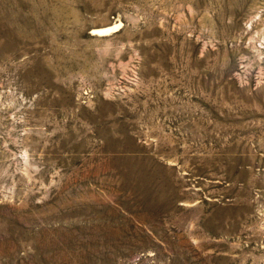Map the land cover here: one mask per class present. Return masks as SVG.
<instances>
[{
    "label": "rangeland",
    "instance_id": "obj_1",
    "mask_svg": "<svg viewBox=\"0 0 264 264\" xmlns=\"http://www.w3.org/2000/svg\"><path fill=\"white\" fill-rule=\"evenodd\" d=\"M0 264H264V0H0Z\"/></svg>",
    "mask_w": 264,
    "mask_h": 264
},
{
    "label": "bare ground",
    "instance_id": "obj_2",
    "mask_svg": "<svg viewBox=\"0 0 264 264\" xmlns=\"http://www.w3.org/2000/svg\"><path fill=\"white\" fill-rule=\"evenodd\" d=\"M108 29V28H107ZM107 29H105V30H101V31H99V33H94V34H101V35H103V32L105 33L106 31H108ZM109 29H111V28H109ZM113 29H114V27H113ZM112 29V30H113ZM111 30V31H112ZM96 31V30H95ZM105 34H107V33H105Z\"/></svg>",
    "mask_w": 264,
    "mask_h": 264
}]
</instances>
